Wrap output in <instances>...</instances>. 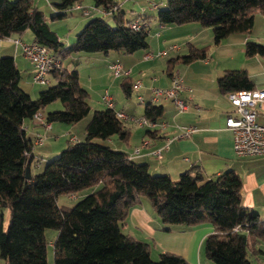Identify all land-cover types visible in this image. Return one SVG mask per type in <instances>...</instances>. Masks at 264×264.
<instances>
[{
	"label": "trees",
	"instance_id": "trees-1",
	"mask_svg": "<svg viewBox=\"0 0 264 264\" xmlns=\"http://www.w3.org/2000/svg\"><path fill=\"white\" fill-rule=\"evenodd\" d=\"M80 1L59 0L51 19H62ZM92 1L96 8L115 7L109 11L112 24L100 16L91 17L74 41L63 47L33 0H0V38L30 30L33 42L60 59L48 75V86L32 98L19 85L20 72L14 58L0 56V207L9 213L6 228L0 222V258L4 264H46L49 241L45 230L54 229V264H191L171 252H160L153 259L149 243L123 232L130 208L146 198L165 229L210 223L213 231L203 244L206 258L213 264H254L251 257L264 254V219L243 206L240 176L227 169L204 178L197 167L176 179L152 174L145 163L133 161L127 153L104 142L113 136L124 143L129 139L125 121L113 108L93 110L84 126V138L70 139L41 171L31 173L30 165L37 162L32 150L44 136L29 137L25 122L32 120L45 129L34 119L40 111L50 128L52 122L74 125L91 110L78 71L64 67L61 58L77 52L129 54L148 45L147 25L131 28V21L124 19L115 0ZM164 5L157 7L159 24L193 22L210 28L213 45L232 34L250 33L255 15L264 16V0H165ZM209 48L191 46L186 54L169 59L170 76L175 65L206 58ZM254 55H264V45L247 40L245 56ZM133 85L128 76H123L121 86L126 95ZM217 87L220 93L228 94L254 85L247 71L240 68L225 70L217 78ZM56 101L60 108H47ZM162 113L160 104L149 102L139 117L157 121ZM39 137L40 143L36 142ZM99 184L72 206L57 202L60 195H73Z\"/></svg>",
	"mask_w": 264,
	"mask_h": 264
},
{
	"label": "crops",
	"instance_id": "crops-1",
	"mask_svg": "<svg viewBox=\"0 0 264 264\" xmlns=\"http://www.w3.org/2000/svg\"><path fill=\"white\" fill-rule=\"evenodd\" d=\"M115 1L118 3L119 9L124 12L126 21L139 19L142 25H147L149 29L147 47L129 54L116 51L108 54L77 52L61 58V61L63 62L65 58L69 57V60L74 62L73 69L78 71L79 83L89 94V91L95 89L94 83L101 78L103 73L107 70L110 71L109 64L118 60L123 69L129 71L127 75L123 76H128L133 82L140 81V86L137 88L133 86L132 89L135 90L136 101L142 105L132 108V105L127 102L126 106L119 107L111 95L113 109L139 117L143 116L145 104L149 102L160 104L163 113L157 121L158 123L164 122L165 125L147 128L131 121H125L124 124L129 130L127 143L117 140L115 136L104 142L113 149L127 153L133 161L145 163L152 174H167L176 179L180 173L197 167L204 178L214 177L227 169L234 170L240 176L237 170L240 169V162L244 158L234 153L232 133L225 125L226 118L229 115H235V107L230 103L227 94L219 92L217 78L225 70L243 68L247 71L254 88H264V55L245 56V42L247 40L261 42V40L253 38L249 33L245 35L232 34L222 39L219 44L213 45V34L210 28L193 22L180 25L159 24L154 17V10L157 8L151 6L150 0H137L134 5H131V8L133 7L139 12L135 16H126L124 10L125 5L131 0ZM58 2L59 0H33L34 6L43 13L48 26L56 33L65 47L74 41L73 38L79 32L78 29L84 26L87 19H77L70 10H76L78 13L80 11L73 7L67 10L62 19H51V15L57 11L54 4ZM79 3L84 7H94L92 0H81ZM164 4L165 2H161L157 6L160 7ZM130 11L133 10L130 9ZM49 13L51 14L47 17L46 15ZM92 14L102 16V13L96 11L89 15H81L90 16ZM109 16L108 20L112 24L111 15L109 14ZM146 17L150 18L145 19ZM68 18L72 20L68 22V25L65 23L68 27L66 32H61L60 27L63 25L59 23L69 20ZM17 39L25 43L33 42V36L28 33V30L9 38H0V56L8 55L14 58L20 72L19 85L20 81L24 80L23 78H26L31 84L37 85L32 81L34 67L23 56L20 46L15 42ZM191 46H210V48L206 58L197 59L187 64H177L173 67V70L177 67L179 71H176L183 76L185 90L182 92V96L187 99L189 104L185 111L178 112L169 99L159 98L154 102L151 88L155 86L165 88L170 85L168 60L186 54ZM160 52L161 54H158ZM26 67L29 70H26ZM82 71L87 74L88 78L85 74H81ZM109 73L112 75V72ZM122 78L120 76L116 79ZM30 91H33V87ZM126 96L129 97V95ZM138 96L142 97V101L138 100ZM102 104L105 103L102 102ZM106 107L107 105L104 108ZM104 108L100 107V109ZM257 121L264 123V106L258 109ZM85 124L83 123V127ZM74 126L52 122L51 128L45 130L32 120L25 122V132L29 137L44 136V141L35 145L32 150L34 161L37 160V162L31 164L33 168L30 165L31 173L38 172L37 169L42 165L41 163L36 166L39 161L44 162L59 153L57 145L59 138L68 139L66 143L70 139L81 140L77 135L71 134ZM179 126H194L196 131L190 136L177 137ZM167 139H170L168 147L162 150V157L158 159L153 150L162 148ZM143 141H146V145L142 144ZM135 147H139L138 153L133 152ZM241 199L243 206L255 210L260 218L264 219V182L248 185L246 181L242 180ZM0 208V222L4 229L8 224L5 221L7 208ZM122 230L136 239L149 243L150 251L179 254L191 264H213L209 259L203 257L201 252L204 238L213 231V226L208 222L194 226L173 225L165 229L149 202L141 199L130 208ZM55 236L56 231L53 233L51 242ZM252 259L254 264H264V258L261 255L258 258L252 257ZM0 264H4L1 258ZM46 264H54L51 249L47 251Z\"/></svg>",
	"mask_w": 264,
	"mask_h": 264
},
{
	"label": "built area",
	"instance_id": "built-area-1",
	"mask_svg": "<svg viewBox=\"0 0 264 264\" xmlns=\"http://www.w3.org/2000/svg\"><path fill=\"white\" fill-rule=\"evenodd\" d=\"M153 8H157V4L151 3ZM74 9L81 12L82 15H89L91 12H99L102 14H109V11L115 9V7H109L108 10L103 8L84 7L79 2L73 5ZM139 19H134L130 23V27L137 30L141 27ZM20 46L23 56L29 60L34 67V74L32 81L37 85H45L49 82L48 75L50 71L55 69L60 59L54 56L46 47L35 43H25L20 39L15 40ZM174 47V46H173ZM158 54H161L158 53ZM152 56V55H151ZM109 69L115 77L127 75L128 70L123 69L121 63L116 60L109 64ZM140 81L134 82V87L140 86ZM185 90L183 79L178 71H173L170 76V85L165 88L152 87V100L158 101L159 98L169 99L172 101L178 112L185 111L189 104L187 99L182 96V92ZM230 103L235 107V115H229L226 118L225 125L232 133L233 138V150L237 156H246L253 154H264V123L257 121L258 109L264 106V88H252L230 92L227 94ZM139 101H142V97H137ZM103 102L107 107L113 108V101L108 91L102 95ZM116 116L123 121L136 122L140 126H147L149 128L164 126V122L158 123V121H150L144 117L128 116L122 111H116ZM34 119L37 123L41 124L45 129L50 128V124L45 122V119L40 111L34 114ZM179 132L177 137L190 136L191 133L196 131L194 126H179ZM42 137L37 138L36 142L40 143ZM170 139H167L165 145L162 148L153 150V153L158 159L162 157V150L167 149ZM146 145V141L142 142ZM139 147L134 149V153H138Z\"/></svg>",
	"mask_w": 264,
	"mask_h": 264
},
{
	"label": "rangeland",
	"instance_id": "rangeland-1",
	"mask_svg": "<svg viewBox=\"0 0 264 264\" xmlns=\"http://www.w3.org/2000/svg\"><path fill=\"white\" fill-rule=\"evenodd\" d=\"M136 1L137 0H131V1H129V3H127L125 5L124 10L126 11V16H133V15L135 16L136 14L139 13L137 9H135V8L133 9V7L131 8V5H134V3ZM150 1H151V3H154V4H159L161 2H165V0H150ZM164 6L165 5H162V6H160V8H162ZM130 9H132L133 11H130ZM157 10L158 9L154 10L155 11L154 17L156 16ZM70 11H72L71 13L74 16H76L77 19H81V20L87 19L88 20L89 18L94 17V14H92L90 16H82L81 14H79L80 12L78 13L76 10H70ZM50 14L51 13H49L46 16L49 17ZM109 17H110L109 14H102V16H101L102 19H104L108 22H109V20H108ZM68 19L69 20H65L64 22L59 23V24L63 25L60 27L61 32H64V31L66 32V30L68 28L67 27L68 22L72 20L71 18H68ZM73 21H75V20H73ZM80 28L78 29L79 31H80ZM147 30H149V29L147 28ZM28 33H30L31 36H33L31 31L28 30ZM249 35L252 36L253 38L260 39L261 42H259V41H255V42L264 45V19H262V16L260 14L255 15L254 26H253L251 32L249 33ZM111 52H113V51H111ZM69 59H70L69 57L65 58L62 63L67 69H73L74 68L73 67L74 62H71ZM27 67L25 69L29 70V68H27ZM176 70H178L177 67L174 68V71H176ZM109 72H111V70L110 71L107 70V72H104L103 75L101 76V78L98 79L94 83L95 89L93 91H89L88 103H89V106L91 108L89 114L86 117H84L83 119H81L79 122H77V124H74L75 126L73 125L74 128H73L71 134L77 135L79 138H81V140L84 138L83 123H86L89 120V118L92 115L93 110L100 109L101 106H102V108H104L106 106L105 104H102V102H103L102 95L105 93V91H106L105 89H107L109 91V93H108L109 95L113 96V98L115 99V101L117 102V105H119V107H121L122 105L126 106L127 102L130 105H132V108L137 107V105H142L141 103H138L136 101L135 90L132 89L129 97H127L125 92L123 91L122 86H121L122 79H116L117 77H115L113 74L111 75ZM81 74H85V76L87 75L86 73H84V71H82ZM179 74L183 79L182 74L180 72H179ZM121 77H123V75ZM86 78H88V76H86ZM23 79L25 81L21 80L20 86H21V88H25L23 90H25L32 98H36L38 92L41 89H44L48 86L47 84L46 85H34V84H31L30 82H28L26 78H23ZM113 79H115V80H113ZM32 87H33V91H30V90H32ZM155 87H157V86H155ZM100 97H101V100H100ZM60 107H61V104L59 101L53 102L47 106V108H49V109H55V108L57 109ZM136 117H138V116H136ZM133 123L137 124L136 122H133ZM81 124H82V127H81ZM137 125H139V124H137ZM67 140L68 139H65V138H59V141L57 142V145L59 146L58 147L59 152L67 145V143H66ZM117 140H119V139H117ZM96 141H101V140H96ZM119 141H121V140H119ZM243 158L244 159H242V162H240V166H239L240 169L237 170L238 173L240 174L243 182L246 181V183H248V185H254L255 183L264 182V154L246 155V156H243ZM46 161L47 160H45L42 163V165L37 169L38 172L44 168ZM32 168H33V166H32ZM98 187H100V184L97 186H94L92 188L84 189V190H82L76 194H73V195H60L58 197L57 202L59 204L72 206L82 196H85L86 194L90 193L91 191H93L94 189H96ZM142 199L148 201L146 198H142ZM5 221L8 222V211H7V209L5 210ZM45 233H46V237L49 241V246H48V251H49L50 249L52 250L50 240L53 238L52 236H53V233H55V230L54 229H46ZM261 250L264 251V243L261 244ZM150 252L152 253L151 257L153 259L158 258V254H159L158 251L151 250ZM201 252H202L203 257H206L205 252H204V244H202ZM261 256H262V258H264V254H262ZM206 259H208V258H206ZM251 260L253 261L252 257H251Z\"/></svg>",
	"mask_w": 264,
	"mask_h": 264
},
{
	"label": "water",
	"instance_id": "water-1",
	"mask_svg": "<svg viewBox=\"0 0 264 264\" xmlns=\"http://www.w3.org/2000/svg\"><path fill=\"white\" fill-rule=\"evenodd\" d=\"M25 177H26V179H28V178H29V174H28V173H26V174H25Z\"/></svg>",
	"mask_w": 264,
	"mask_h": 264
}]
</instances>
